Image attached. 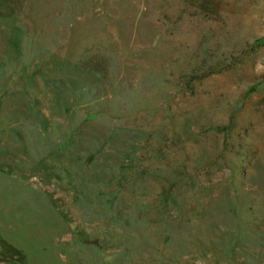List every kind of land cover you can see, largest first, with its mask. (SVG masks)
I'll return each instance as SVG.
<instances>
[{
	"label": "rangeland",
	"instance_id": "1",
	"mask_svg": "<svg viewBox=\"0 0 264 264\" xmlns=\"http://www.w3.org/2000/svg\"><path fill=\"white\" fill-rule=\"evenodd\" d=\"M264 0H0V264H264Z\"/></svg>",
	"mask_w": 264,
	"mask_h": 264
},
{
	"label": "trees",
	"instance_id": "2",
	"mask_svg": "<svg viewBox=\"0 0 264 264\" xmlns=\"http://www.w3.org/2000/svg\"><path fill=\"white\" fill-rule=\"evenodd\" d=\"M264 43V38H261V39H258L255 44L258 46V45H261Z\"/></svg>",
	"mask_w": 264,
	"mask_h": 264
}]
</instances>
